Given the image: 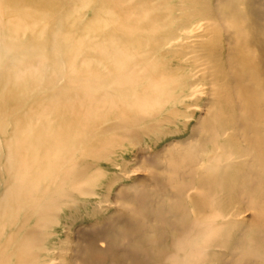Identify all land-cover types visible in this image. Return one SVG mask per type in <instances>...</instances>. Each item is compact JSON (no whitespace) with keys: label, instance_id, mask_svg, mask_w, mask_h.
<instances>
[{"label":"rangeland","instance_id":"1","mask_svg":"<svg viewBox=\"0 0 264 264\" xmlns=\"http://www.w3.org/2000/svg\"><path fill=\"white\" fill-rule=\"evenodd\" d=\"M228 2L185 3L184 11L201 7L202 18L182 26L168 52L186 83L174 93L172 110L161 106L160 116L149 120L155 134L127 137L119 145L103 142L93 156H78L73 167L95 163L90 173L98 180L88 194L80 190L88 185V173L59 180L68 166L61 167L58 180L43 183L45 207L60 222L48 230L56 234L46 264H264V32L260 46L238 48L221 28L214 29L209 12ZM257 2L240 7L264 15ZM76 10L68 22L92 15ZM1 20L4 25L10 19L5 14ZM36 66L30 62L27 73L34 75ZM114 99L130 114L128 94ZM17 115L16 110L10 120ZM165 116L173 121H161ZM114 121L120 130L139 131L136 125L121 127L119 116ZM12 127L0 132L1 140L13 136ZM83 152L89 154L81 147Z\"/></svg>","mask_w":264,"mask_h":264},{"label":"bare ground","instance_id":"2","mask_svg":"<svg viewBox=\"0 0 264 264\" xmlns=\"http://www.w3.org/2000/svg\"><path fill=\"white\" fill-rule=\"evenodd\" d=\"M188 1L0 0V132L13 125V136L0 139V264L51 260L56 233L48 230L60 222L45 207L42 185L58 180L61 167H69L59 179L63 184L88 173V185L80 189L88 194L98 180L90 173L95 163L73 167L78 156H93L103 142L119 145L127 137L158 131L149 120L160 116L161 106L172 110L174 93L186 83L181 65L168 59V52L178 30L200 20L207 5L202 1L197 10L184 11ZM228 1L222 10H208L214 29L221 28L238 48L260 46L264 15L240 7L251 0ZM72 7L92 15L68 22ZM33 10L41 15L33 16ZM5 14L10 20L3 25ZM30 62L37 63L34 75L26 71ZM127 94L130 114H123L114 98ZM118 116L121 127L136 125L139 131L120 130L114 121ZM161 121L173 120L165 116ZM110 130L106 139L97 136ZM81 147L87 156L79 154ZM102 154L107 158L108 152Z\"/></svg>","mask_w":264,"mask_h":264}]
</instances>
